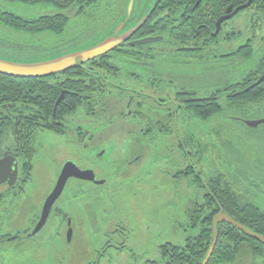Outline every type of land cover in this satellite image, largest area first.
Here are the masks:
<instances>
[{
	"label": "flooded vegetation",
	"instance_id": "af4514ba",
	"mask_svg": "<svg viewBox=\"0 0 264 264\" xmlns=\"http://www.w3.org/2000/svg\"><path fill=\"white\" fill-rule=\"evenodd\" d=\"M129 1L126 4V14ZM144 1L135 0L134 16L140 12ZM147 1L151 3L156 0ZM249 1L176 0L173 5H164L165 0H160L152 12L164 15L154 20L155 28L164 32L163 35L153 37L161 38L158 43L162 44L163 48L158 51L154 49L150 53L145 51L146 55L143 57L138 52L131 58L115 52L131 47L129 45L131 42L144 39L136 40L132 37L130 41L107 55L108 62L103 64L109 70L107 69V75L102 77L103 84H99L97 88L93 84L86 85L93 94L85 95L84 89L81 88H76V91L60 88V96L54 102L53 117L55 118L59 109L61 111L58 114L59 120L52 125L53 130L44 127V125L48 127L45 122L48 118L45 98L32 99L27 84L23 85L24 93H21L23 98L17 95L15 99L11 96L9 99H0V160H7L6 165L2 166V172L17 169V179L13 185H9V181L0 185V264H58L56 257H47L44 253V245L49 242L46 243L43 236L48 233L45 229L57 215L55 206L64 197L71 186L70 183H83L89 187L107 186L111 181L109 174L117 171L119 162L121 165L126 162L128 169L131 166L134 168L136 161L142 159L143 155L133 157L132 146L135 144L146 146L144 143L151 142L148 141V135L153 136V129H156L162 138L173 136L178 140L177 145L188 164L184 176L194 177L202 187L209 188V181L212 185L218 181L223 187H232L233 179L238 176H246L248 183L264 177V164L261 162L262 159L259 160L262 154H258L264 146L262 147L260 143L257 145V142L264 140V123L258 127L249 125V122L264 119V111L262 117L254 120L257 116L255 110L238 108V105H245L246 102L257 99L254 94L253 96L250 94L256 85L253 80L254 69L245 67L246 60L237 55L238 51L252 40L240 46H235L234 41L242 37V29L235 28V21H242L246 17L250 22H254L261 21L264 17V0H254L252 7L235 14ZM17 16L30 19L18 14ZM227 17L229 19L225 20ZM222 18L224 21L221 23L220 33L216 34L217 24ZM133 21L134 19H131L129 23ZM209 26L213 28L207 29ZM176 45L181 46L175 49ZM260 51L261 56H264V45ZM165 56L172 58L173 64L181 65L182 71L175 74L169 70H157L156 58ZM120 59H126L138 67L152 69L140 73L130 72L119 65ZM75 69L73 70L76 71ZM76 81L77 79L73 82ZM95 89L99 92L98 96L102 94L107 100L106 112L111 116L108 123H102L103 115L106 113L102 112L100 103H95ZM64 94V100L57 107V101ZM68 95L78 97L75 100V104H79L76 111L65 102ZM77 113L86 116L83 123L73 119ZM116 114L119 115L117 122ZM123 119L128 122H122ZM86 121H90L89 124ZM225 121L233 123L234 133L222 124ZM126 125L133 128L126 132ZM118 126L121 130L117 128ZM180 126H183V136L180 134ZM112 129H116V132L111 135ZM120 132L122 134L126 132L128 135H124L126 137L123 138ZM102 133L108 137L107 141L102 142ZM45 142L60 146L63 162L58 166L55 175L53 164L45 161L53 175L40 197L36 189L38 183L36 170L39 163H42V157L52 158L48 155L47 148L43 147ZM235 143H242L243 147L237 154L232 151ZM254 143L257 148L252 154L250 144ZM116 145L128 146L130 152L127 159H119V154L114 150ZM262 151L264 152V149ZM69 161L75 163L81 171H93L95 179L89 182L70 178L62 196L53 205L47 224L34 235L41 221L43 207L56 188L63 167ZM249 163L257 164L254 168L260 171L257 174H250V169L248 171L246 169L242 175L231 176V168H238L240 166L238 164L246 166ZM103 164L106 165L105 170L102 169ZM220 176L223 177L221 182ZM242 196L244 202L247 200V203L257 209L259 205L255 201L264 204V195L250 197L249 194L242 193ZM215 200L214 205L218 204V200L217 202ZM221 212L226 213L214 210L213 219ZM263 213L264 208L261 214ZM226 214L238 221L230 212ZM255 220L259 219L254 216L247 219L249 222L246 228L264 237L263 234L256 232L261 227L257 226ZM65 222L66 220H63L57 232H60ZM73 223V218L67 220L65 231L67 235L69 230L73 229ZM249 239L254 241L246 243V246H251V255L256 261L262 260L264 264V252L257 246L263 244L253 238ZM31 247H36L37 250L32 251ZM253 247L260 250L258 254L253 253ZM96 256L100 255L96 253Z\"/></svg>",
	"mask_w": 264,
	"mask_h": 264
},
{
	"label": "rangeland",
	"instance_id": "374dc122",
	"mask_svg": "<svg viewBox=\"0 0 264 264\" xmlns=\"http://www.w3.org/2000/svg\"><path fill=\"white\" fill-rule=\"evenodd\" d=\"M99 2L92 9H87L83 15H79L75 8L70 11H60L53 6H10L18 15L35 20L42 16L63 13L69 17L70 23L61 36L52 33L27 36L0 25V40L14 45L34 44L36 51L39 52L38 54L14 51L8 47L10 45L2 42L5 47H0L4 49L5 57L14 60H40L43 56L52 57L75 49H86L108 38L113 27L124 20L128 0ZM235 22V28L242 29V37L234 40L235 46L244 45L249 40L253 41L255 56L246 61L245 67L255 69L262 57L260 49L264 45V17L261 21L250 22L245 17L242 21ZM155 48L158 51L163 47ZM156 59L155 67L159 71L169 70L177 74L183 69L181 65L173 64L169 56ZM119 65L130 72L140 73L152 69L138 67L126 59H120ZM118 116L116 114L115 122ZM74 118L77 122L83 123L86 116L77 113ZM121 121L128 122L125 119ZM88 122L90 121H86ZM222 124L234 133L231 121ZM117 128L121 130L119 126ZM125 128L128 132L133 126L126 125ZM179 129L183 136V126ZM113 132H116V129L111 130V135ZM126 132L123 134L120 132L123 138L126 137L124 135H128ZM152 135H148V141L151 142L144 143L146 146L142 144L132 146L133 157L143 155L142 159L136 161L135 167L131 166L127 169L126 162L123 165L119 162L117 171L109 174L111 181L107 186L89 187L83 183H70L71 186L64 197L55 206V214H57L55 219L45 229L48 233H45L43 238L46 243L49 242L44 245V253L47 257H56L58 264H146L148 261H161L162 246L185 247L188 239L196 238L202 231V222L213 219V211L209 209L207 204L209 200L205 198L207 193L202 185L194 177L184 176L183 172L186 171L188 164L177 145L178 140L173 136L162 138L156 129L152 130ZM101 138L103 142V140L107 141L108 137L102 133ZM259 143L264 146V140L257 142L258 146ZM235 144L240 147L242 145V143ZM250 145L253 149L250 152L253 154L257 146L255 143ZM43 147L47 148L48 155L52 158L42 157V163H39L36 170L38 177L36 189L40 197L47 189L49 179L53 175L45 161L53 164L55 175L58 166L63 162L60 146L45 142ZM114 148H116L115 153L119 154V159H127L130 152L127 145H116ZM263 149L261 148L258 153L262 154L259 157V160L262 159V164H264ZM238 165L243 167L231 168V176L242 175L247 168L250 169V174H257L260 171L254 168L257 165L255 163ZM102 169H106L105 164L102 165ZM247 180L246 176H238L233 179V184L241 187L243 194H249L250 197L264 195V177L256 182L248 183ZM255 202L262 212L264 204ZM191 209L194 211L197 209L198 213L191 215L189 212ZM193 217L197 218V224L192 220ZM69 218H73L74 221L71 242L67 240L68 235L65 232ZM63 220L66 222L60 232H57ZM250 247L243 246L239 256L231 264H263L262 260L259 263V259L256 261L253 258ZM31 250L35 251L37 248L31 247ZM96 253L100 256H96Z\"/></svg>",
	"mask_w": 264,
	"mask_h": 264
},
{
	"label": "trees",
	"instance_id": "16d2710c",
	"mask_svg": "<svg viewBox=\"0 0 264 264\" xmlns=\"http://www.w3.org/2000/svg\"><path fill=\"white\" fill-rule=\"evenodd\" d=\"M99 1L100 0H0V25L5 28H9L15 32L27 34V36H38L44 33H52L54 35L61 36L68 28V25L70 23V19L66 14L61 13L53 16H42L38 20H27L25 18L18 17L17 14L11 10L10 6H53L54 8L60 11H70L75 8L77 9V13L79 15H83L87 9H92L93 7L98 5L100 3ZM175 1L176 0H165L164 5H173ZM153 13L154 12H152V14L148 17V19L145 21L146 23L141 27V29L135 33V35L133 36L134 39L138 40L142 38H152L153 36L163 35V30L155 28L156 24L154 23V20L162 18L164 15L158 14L156 12L154 14ZM126 16L127 14H125L124 19L126 18ZM209 28L212 29L213 26H209L207 29ZM207 37H209V34ZM0 41V46H3L2 42L4 41ZM4 44L10 45L8 47H10L14 51H27V53L35 52L39 54V52L36 51L37 48L36 46H34V44L29 43V45H14L7 42H4ZM162 46V44L155 42L153 44H143L142 46H131L127 47V49L125 50L120 49L115 52L119 54L121 53L123 57L129 58H131V56H133L135 52H138L139 55L143 57L146 55V52L150 53V51H154V49H156L155 47ZM180 46L181 45H176L174 46V48L176 49ZM15 47H18V49H15ZM3 50L4 49L0 47V55L5 56V52ZM237 55L242 60L248 61L250 59H253L255 56L253 41H251V43H248L247 46H244V48L238 51ZM108 59L109 57H107V55L101 56L98 57L97 60L89 62L86 65L77 67L75 69L76 71L78 70L77 72L73 70L70 72H64L62 74L54 75L53 77L42 79H18L0 74V99H9L10 96L13 97V99L17 98L18 96H21V98H23L24 96L21 95V93H24L23 85L27 84L30 88V95L32 96V99L37 97L38 100H44L45 98L44 101L47 102L45 106H47L48 114V118L45 120V122L48 124V127H46L47 125H44V127L53 130L52 125L55 121L59 120L58 114L61 111V109H59L56 113L55 118L53 117L54 102L60 96V88H63V90L66 89L68 91H76V88H81L84 89L83 94H93L86 85L93 84V86L97 88L99 84H103L104 81L102 80V77L106 76L108 72H106L108 68L106 69V65L104 64H106V61L108 62ZM263 72L264 56L259 59V63L253 71L254 82L257 83L260 78L264 76L262 75ZM260 75L262 76L260 77ZM76 79L77 81L73 82ZM16 85H18L19 87ZM94 92L96 98L95 103H100L101 107L103 108L102 112L105 111L106 113L105 115H103L102 123H108V121H110L111 116H109L106 112V109L108 108L107 100L102 96V94L98 96L99 92H97L96 89L94 90ZM250 94H252V96L254 94L257 99L251 102H246L245 105H238V108L245 107L248 108V110H255L257 115L256 117H254L255 120L262 117V112L264 111V83L258 84L257 87H255V90L250 92ZM77 98L68 95L65 100L66 103H69L72 106L73 111H76L77 106L79 105L75 104V100ZM35 128L38 127L35 126ZM232 147L233 145L230 146L231 149ZM241 148L242 147L235 144L232 151L237 154L239 149ZM186 177L188 178L190 177V175ZM222 179L223 177L220 176L219 181H223ZM208 184L209 188L208 186L202 188L207 193L205 195V198L209 200V203L207 204L209 205V209H211L213 213L214 210H222L226 213L230 212L235 218H237V222L241 223L245 227L247 225V222H249L247 221V219H251V216L257 217L259 220H255V222L258 223L257 226H260L261 228L256 230V232H259L264 235V213L261 214V211L257 209L254 205H250V203H247V200L245 202L243 201V190L241 187H236L234 185H232V187H223V185H221L218 181H216L215 184L213 183V185L211 184V181H209ZM214 198L218 200V204L215 203L214 205ZM216 200L215 202H217ZM189 212L192 215L195 214V212L198 213V210L195 209L194 211V209H191L189 210ZM192 220L195 224H197L196 217H193ZM212 225V219L204 220L201 226L202 231L198 234V236H196V238L188 239L185 243V247L181 248L172 245L162 246L161 261H148L146 264H202L203 261L207 258L206 256L212 243ZM219 234L220 235L218 238L217 247L215 248L212 258L208 264H231L239 256V252L241 251L243 246H246V243L254 242L250 240L244 233L240 232L239 230L230 225L226 226L220 224ZM257 246L261 248V252H264L263 245L257 244ZM258 251L260 250H258L257 248L253 249V253L258 254Z\"/></svg>",
	"mask_w": 264,
	"mask_h": 264
},
{
	"label": "water",
	"instance_id": "95a60500",
	"mask_svg": "<svg viewBox=\"0 0 264 264\" xmlns=\"http://www.w3.org/2000/svg\"><path fill=\"white\" fill-rule=\"evenodd\" d=\"M160 0H156L155 2L148 3L147 0L144 1L142 7L140 8V12L137 16L134 17L133 9L135 5V0H130L127 16L126 18L119 22L109 34L108 38L103 39L98 42L96 45L88 47L86 49H75L71 52H66L63 54H58L52 57H43L40 60H14L9 57H5L0 55V74L4 76H10L14 78H49L53 77L57 74H62L64 72L73 70L77 67L83 66L86 63L97 60L98 57L109 55L110 52L115 51L120 48L122 44L127 43L130 39L138 32L141 27L146 23L145 21L151 15L152 10L156 7ZM254 0H250L247 4L243 5L242 8L238 9L235 14L242 12L243 10L249 9L252 7ZM134 19L133 22L129 21ZM229 19V17L225 18V20ZM224 21L222 18L217 24V33H220L221 23ZM161 38H144L140 41L131 42V46H142L143 44H153L158 42ZM264 82V76L260 78V80L256 83L255 87L258 84ZM65 94L60 97L57 101V107L64 100ZM57 109V108H56ZM264 120H258L256 122H249L251 127H258L260 124H263ZM7 160H0V185L9 181V185H13V182L17 179V169L9 172L8 170H4L2 172V166L6 165ZM93 171H81L77 168L75 163L69 161L62 169L61 175L58 179L57 186L54 191L49 195L45 205L44 211L41 216V221L38 223L34 235H36L48 222L49 214L53 209V205L58 201V199L62 196L64 189L67 186V182L70 178H75L78 180H84L92 182L95 179V175ZM212 243L208 250L207 258L203 261L202 264H208L212 258V255L217 247V242L219 238V225L221 223L230 224L235 227L240 232L244 233L247 237L253 238L258 242L264 245V237L255 233L250 232L245 226L241 223L236 222L234 219L230 217V215L226 213H219L212 221ZM70 225V224H69ZM73 236V229L71 228L68 232L67 240L71 242Z\"/></svg>",
	"mask_w": 264,
	"mask_h": 264
}]
</instances>
